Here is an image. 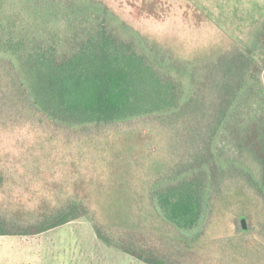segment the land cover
Segmentation results:
<instances>
[{
	"label": "trees",
	"instance_id": "1",
	"mask_svg": "<svg viewBox=\"0 0 264 264\" xmlns=\"http://www.w3.org/2000/svg\"><path fill=\"white\" fill-rule=\"evenodd\" d=\"M248 44L247 54L245 48L218 53L221 46L184 60L167 51L168 41H154L99 0H0V129L28 125L37 133L36 123L79 129L183 113L201 118L198 135L211 161L155 181L149 194L156 216L194 241L190 233L199 231L212 192L210 163L219 174L231 169L247 175L264 200V77L251 56L264 50L259 32ZM25 140L16 137L5 150L21 152L24 159L29 151L35 156L33 164L19 158L27 180L44 169L37 143ZM217 144L228 151L226 157L215 154ZM11 156L0 157L1 194L23 175ZM243 156L257 166L256 175L241 164ZM71 198L20 232L0 216V237L40 234L80 218L91 205ZM96 234L144 264H165L103 238L97 229Z\"/></svg>",
	"mask_w": 264,
	"mask_h": 264
},
{
	"label": "rangeland",
	"instance_id": "2",
	"mask_svg": "<svg viewBox=\"0 0 264 264\" xmlns=\"http://www.w3.org/2000/svg\"><path fill=\"white\" fill-rule=\"evenodd\" d=\"M99 1L154 41L164 45L168 41L167 51L174 50L184 60L221 46L218 53L237 49L247 54L248 42L257 32L258 46L264 45V0ZM251 56L263 79L264 50ZM199 127L201 118L183 113L79 129L36 123L37 133L28 125L0 129L4 146L0 157L12 155L18 172H23L16 186L9 181L0 192V216L7 224L20 232L49 210H62L71 197L91 205L80 218L44 233L0 237V264H144L98 239L96 229L103 238L165 264H264V200L241 171L219 174L210 163L212 192L199 231L190 233L194 241L175 232L153 211L149 194L155 181L211 161ZM16 137L37 143L42 174L25 179L19 158L33 164L35 156L29 151L24 159L21 152L6 151ZM215 147L217 156L228 155L220 144ZM239 160L257 174L249 159ZM50 174L52 182H42L50 180Z\"/></svg>",
	"mask_w": 264,
	"mask_h": 264
},
{
	"label": "water",
	"instance_id": "3",
	"mask_svg": "<svg viewBox=\"0 0 264 264\" xmlns=\"http://www.w3.org/2000/svg\"><path fill=\"white\" fill-rule=\"evenodd\" d=\"M240 224H241L242 230H243V231H246V225H245L243 219L240 220Z\"/></svg>",
	"mask_w": 264,
	"mask_h": 264
}]
</instances>
